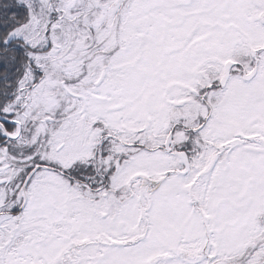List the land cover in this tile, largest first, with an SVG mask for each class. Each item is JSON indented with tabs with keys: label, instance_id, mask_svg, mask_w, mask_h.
Segmentation results:
<instances>
[{
	"label": "snow or ice",
	"instance_id": "1",
	"mask_svg": "<svg viewBox=\"0 0 264 264\" xmlns=\"http://www.w3.org/2000/svg\"><path fill=\"white\" fill-rule=\"evenodd\" d=\"M0 264H264V0H0Z\"/></svg>",
	"mask_w": 264,
	"mask_h": 264
}]
</instances>
